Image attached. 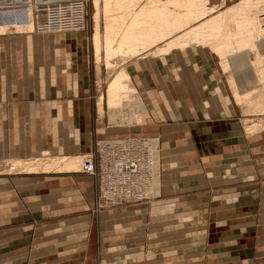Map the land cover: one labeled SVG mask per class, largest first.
Wrapping results in <instances>:
<instances>
[{
  "label": "crops",
  "instance_id": "1",
  "mask_svg": "<svg viewBox=\"0 0 264 264\" xmlns=\"http://www.w3.org/2000/svg\"><path fill=\"white\" fill-rule=\"evenodd\" d=\"M74 35H55L52 45L59 49L53 50L41 37L38 41L32 37L19 54V48L9 45L13 38L0 37V77L12 75L6 79L10 85L0 82V127L2 133L6 130L0 136V158L24 159L43 150L63 155L93 151L99 129L98 124L96 131L92 128L93 98L86 94L91 86L86 82L89 61L82 46L86 37L74 47L76 41L67 39ZM62 36L67 50L59 42ZM21 38H14L18 45ZM48 38L53 37L44 36L42 41ZM92 54L95 58L94 49ZM214 60L171 54L157 60L135 58L126 64L148 113L147 122L134 133L157 136L164 162L163 197L154 204L150 229L152 233L174 230V219L155 211L171 207L173 212L175 206L187 207L191 201L210 210L212 240L207 252L219 256L207 264H264V132L249 137L243 130L236 105L221 85L224 74L214 67ZM25 71L27 77L19 79L18 72L23 76ZM42 175H0V264H81L85 252L89 258L83 263L93 264L96 252L91 246L97 228L104 235L115 233L118 245H125L131 231L145 225L137 216H145L148 202L105 208L97 223L91 213L97 202L95 177ZM106 211L108 216H103ZM58 217L56 226H47L48 218ZM88 240L85 250L83 242ZM162 241L151 249L161 255L162 247L176 249L161 246ZM250 245L255 246L256 257L249 258ZM201 248L205 253L206 247Z\"/></svg>",
  "mask_w": 264,
  "mask_h": 264
},
{
  "label": "bare ground",
  "instance_id": "2",
  "mask_svg": "<svg viewBox=\"0 0 264 264\" xmlns=\"http://www.w3.org/2000/svg\"><path fill=\"white\" fill-rule=\"evenodd\" d=\"M232 1L233 3L228 5L227 0H222L219 4H212V0H94L92 46L95 59L97 66L104 64L107 71H111L109 77L106 76L108 77L106 95L100 96L97 104L99 126L104 123V105L108 107L110 119L108 121L111 125L124 126V123H128L143 126L148 113L125 65L134 58L157 60L177 54L179 58L184 59L198 56L210 60L217 57L219 71L227 78L226 86L231 93V100L240 108L243 115L246 134L249 137L262 134L264 132V0ZM31 11L33 9L29 10ZM13 25L27 33H32L35 29L34 32L53 37L45 42H43L44 36L41 37L40 41L45 45L52 44L57 33L68 36L70 32H57L53 29L51 34L44 26L42 31H37L33 20L22 22L19 19V22ZM3 30L4 28L1 27V31ZM13 34L10 32L7 36L12 38ZM83 36L85 35L82 33L77 39L72 37L67 39L80 43ZM29 40H31L29 37L20 39L18 54L27 48ZM65 40L63 37L59 42L66 44ZM2 47L0 45L1 53ZM9 59L10 57L7 56V62ZM157 139L144 137L149 143L154 141L155 152L159 153V158L152 178L145 183L144 193L141 195L144 198L140 202L131 203H146L160 195L162 163ZM137 147L139 148V145ZM118 155L115 154L117 159L120 157ZM41 156V159H12L0 162V175H13V173L57 175L86 172L87 155L52 157L47 150L42 152ZM107 207L116 208V206Z\"/></svg>",
  "mask_w": 264,
  "mask_h": 264
},
{
  "label": "rangeland",
  "instance_id": "3",
  "mask_svg": "<svg viewBox=\"0 0 264 264\" xmlns=\"http://www.w3.org/2000/svg\"><path fill=\"white\" fill-rule=\"evenodd\" d=\"M87 2H88V4H87V15H86L87 16V20H86L87 26H86V29L84 30V32L87 33V35L85 36L86 38L83 40L82 46H84V48H85L86 60L89 61L88 66H87L88 71H87L86 82L91 84V86L86 88V90H88L86 94L88 96L90 95L91 98H93V99H91V102H90L91 119H92V122H94L92 128H93V130L96 131L95 127L98 124V129H99V138H96L97 135L94 136V147H93V151H94L96 143L100 142V140H103V139L126 138L129 136H135V137H147V136H142L141 133H136V132L134 133V130H136L135 128H137L138 126H142V125H131L128 123H124V126L115 125V124H114L115 126L111 125V123L109 122L110 119L108 118V110H107L108 107H107V105H104V109H105L104 117H103L104 123L100 124V126H99V123H97V122H99V119L97 118V116L99 117V113L97 112V109H98L97 104L99 102V97L102 95L104 97L106 95V92H107L106 89H107V83H108L107 78L109 77L108 74H111V71H107V68L105 67L104 64L97 66L96 65L97 61L92 54L93 53L92 35L94 34L93 33L94 32L93 31L94 30V28H93L94 27V23H93V13H94V10H93V4L94 3L93 2H94V0H88ZM221 2H222V0H212V4H219ZM232 3H233L232 0H227L228 5H230ZM102 25H103V21H102ZM1 27L4 28L3 31H1ZM34 31H35V29L33 30L32 33L31 32L27 33V31H24V30L22 31L21 29L14 27V25H12V24L0 25V37L1 36H7L10 34V32L12 34L14 33L12 35L13 40H12V42H10L12 44H9V45H11L12 48L13 47L19 48L18 42L16 43L17 40L14 39L16 36H18V37H29L31 39H32V37H35V39L37 41L40 37L50 36L48 34H41V33H37ZM68 33H70V32H68ZM68 33H65V34H68ZM57 34H62V33H57ZM75 34H77L75 36L78 37V35L80 33L79 34L75 33ZM77 37H76V39H77ZM66 45H68V42L62 46L63 47L62 49L67 50L68 46H66ZM79 45L80 44H78V42H76V43L74 42V44L72 46L77 47ZM36 47L39 48L40 46L36 45ZM50 47H51L50 48L51 50H53V48L59 49V48H56L55 46H53L52 44L50 45ZM40 48H42V47H40ZM12 51L15 52L16 50L12 49ZM67 52L70 53L69 51H67ZM251 56L254 58L253 55H251ZM213 58L215 59L214 60L215 61L214 67H216V68H218V70H220V67H218L219 65H218L217 57H213ZM134 59H131V60H134ZM41 60L42 59H40V58L36 59L37 62H39ZM131 60H129V61H131ZM69 61H70V56H69ZM25 66H26V63H25ZM117 69H118V67H117ZM64 70H66V68ZM10 76H12V75L11 74L10 75L9 74L2 75L0 77V82L2 81L1 85L2 84L3 85H10L11 83H9V81L7 82V80H6V79H10ZM24 76L27 77V71L23 72V76L21 75V72L20 73L18 72V78L19 79L24 80V78H25ZM38 76H39V73H38L37 77ZM58 76H61V75L58 74ZM106 76H108V77H106ZM223 77H225V78L222 79L223 82H221L222 83L221 85L224 84V86H226L227 78L225 75H223ZM38 79H39V77H38ZM17 85H19V84H15V86H17ZM223 89H224V87H223ZM226 89L229 92V89L227 86H226ZM230 95H231V93H230ZM233 104L236 105L234 103V101H233ZM236 109H237L236 110L237 115H239V117L243 120L244 118H243V115L241 114L240 108L238 106H236ZM147 116H146V122L148 119ZM242 125H243V121H242ZM243 130H244V126H243ZM5 131L2 133V130L0 127V136H2V135L4 136ZM258 134H260V133H258ZM255 135H257V134H255ZM154 138L157 139L158 137L155 136ZM157 141H158V143L160 142L159 138L157 139ZM0 151H1V149H0ZM45 151L46 150H43L42 152H45ZM59 152L57 154V152L53 153L52 151H50V155L52 157L62 156L63 154H61ZM87 154L88 153H86V154H80L79 153V154H71V155L84 156L85 157ZM41 155L42 154L30 155L24 159H28V158L29 159L30 158H40L41 159L42 158ZM71 155L67 154V156H71ZM12 159L0 158V162H3L5 160H12ZM17 159H19V158H17ZM160 159H161V157H160ZM160 162L162 163L161 168L163 169L164 162L162 161V159ZM13 174H16V173H13ZM83 174H87V173H83ZM21 175H23V177H27L30 175H41V174H27V175L21 174ZM43 175L46 176V174H43ZM162 175H163V172H162ZM42 176H40V177H42ZM163 177H161L162 178L161 183H160L161 187L164 185ZM157 189H158V186H157ZM159 189H161V188L159 187ZM160 196H161V192H160V195L157 197H160ZM162 197H163V195H162ZM162 197L157 198L155 200L153 199V200H151L152 202L147 201L148 203H150V205H149L150 207H149V209H146L145 216L142 214L137 216L139 221H141V220L146 221L145 225L142 229H140V227H138V228H135L133 231H131V233L133 232L132 237H130L126 240V241H128V243L125 245H118V242L115 238V233L111 234V235L110 234L104 235V233H102V231H101V227H99V229L97 228L95 244H93V246H91L93 248V251L96 252L95 253L96 262L93 264H152V262H153V264H207L210 261L216 260V258L219 255L209 254V252H207L209 250L207 245L208 244L210 245V241L212 240L210 238V228H208V227H210V219H209L210 210H209V208H205V209L200 208V206H197L196 204H194L191 201L188 202V204H186V205H189L187 207L182 206V205L181 206L178 205L177 207L175 206V208L173 209V212H172L171 207H169V209H171V210L167 209V207L164 209H161V210L158 208V211L157 212L155 211V215L158 213L159 215H161V214L166 215V217H168L170 219H174V220H172L174 223L173 224L174 230L168 232L167 230L162 229V232H158V233H152L151 232V229H150V225L152 222L151 221V216H152L151 214L153 212V209L156 207V205H154V204L161 202ZM105 208H111V207H107V206L101 204V202L99 200V194L97 193V202L95 204L94 209L91 211V213L94 214V217L97 218L96 219L97 223H98V219H99L97 216L103 210H105ZM193 211H194V214L192 213ZM195 211H196V213H195ZM106 214L108 216L107 211L105 213H103V216ZM60 219H61V217H58L55 219L48 218L47 219V222H48L47 226H56L57 222ZM102 219H103V217H102ZM52 220H55V222H52ZM101 222H102V220H101ZM179 224L182 225L183 227L185 226L187 228L186 229L187 231L185 229L184 230H178L180 228ZM105 237H106V239H105ZM160 240L161 241L163 240L160 244L161 246L162 245H164V246L171 245V247H174L176 249L175 250L174 249L165 250V248L162 247V255L158 249H154V248L151 249V247L156 246V244H159L160 242H158V241H160ZM208 241H209V243H208ZM88 242H89V240L87 242L86 241L83 242V244L86 245L85 250L87 249ZM201 247H206L205 253L200 251L202 249ZM249 248H250L248 250L250 252V253H248L249 258L256 257L255 246L250 245ZM252 248H253V250H251ZM81 249L83 250V248H81ZM85 250H83V252ZM117 250H120V251H117ZM151 250H152V252L150 253ZM111 251H113V252H111ZM169 252H173V253H171L169 255L168 254ZM85 253H82L81 264H85V263H83L84 259L86 258ZM57 258H58V256H57ZM88 258L89 257H87L86 259L88 260ZM113 258H115L114 261H112ZM117 260H118V262H117Z\"/></svg>",
  "mask_w": 264,
  "mask_h": 264
},
{
  "label": "built area",
  "instance_id": "4",
  "mask_svg": "<svg viewBox=\"0 0 264 264\" xmlns=\"http://www.w3.org/2000/svg\"><path fill=\"white\" fill-rule=\"evenodd\" d=\"M87 1L0 0V25H13L19 19L22 22L33 20L37 31H42L44 26L51 34L55 30L84 32ZM30 9L33 11L29 12ZM143 140L144 137L135 136L103 139L96 143L94 151L87 154L85 173L97 178L101 204L117 207L144 198L141 195L145 183L152 178L159 153L155 152L154 141ZM116 153L120 156L118 159Z\"/></svg>",
  "mask_w": 264,
  "mask_h": 264
}]
</instances>
